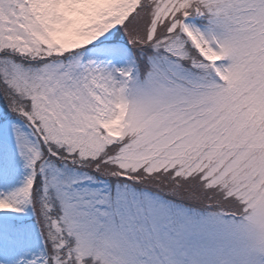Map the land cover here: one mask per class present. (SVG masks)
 <instances>
[{"label":"snow or ice","instance_id":"6c2138e0","mask_svg":"<svg viewBox=\"0 0 264 264\" xmlns=\"http://www.w3.org/2000/svg\"><path fill=\"white\" fill-rule=\"evenodd\" d=\"M0 264H264V0H0Z\"/></svg>","mask_w":264,"mask_h":264}]
</instances>
